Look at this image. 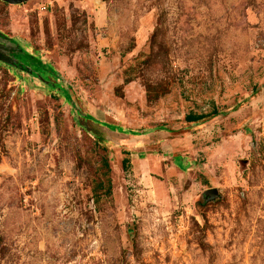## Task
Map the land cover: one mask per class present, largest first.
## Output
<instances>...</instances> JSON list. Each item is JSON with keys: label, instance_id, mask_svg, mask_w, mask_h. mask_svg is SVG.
I'll list each match as a JSON object with an SVG mask.
<instances>
[{"label": "rangeland", "instance_id": "rangeland-1", "mask_svg": "<svg viewBox=\"0 0 264 264\" xmlns=\"http://www.w3.org/2000/svg\"><path fill=\"white\" fill-rule=\"evenodd\" d=\"M0 55V264H264V0H0Z\"/></svg>", "mask_w": 264, "mask_h": 264}, {"label": "water", "instance_id": "water-1", "mask_svg": "<svg viewBox=\"0 0 264 264\" xmlns=\"http://www.w3.org/2000/svg\"><path fill=\"white\" fill-rule=\"evenodd\" d=\"M5 3H9V4H14V5H19L25 2H28L30 0H1ZM0 58H2V56L0 55ZM209 196H211L212 200H216L219 198V193L217 190H212L208 193Z\"/></svg>", "mask_w": 264, "mask_h": 264}, {"label": "trees", "instance_id": "trees-1", "mask_svg": "<svg viewBox=\"0 0 264 264\" xmlns=\"http://www.w3.org/2000/svg\"><path fill=\"white\" fill-rule=\"evenodd\" d=\"M208 117H209V116H207V115H200V116H199V115H193V114H191V115H189V116L187 117V121H188L189 123H199V122H201V121L206 120ZM124 164H125V166H127L128 161H125Z\"/></svg>", "mask_w": 264, "mask_h": 264}]
</instances>
